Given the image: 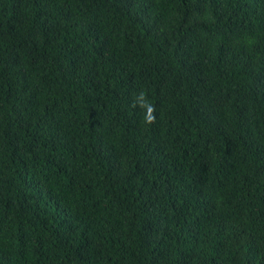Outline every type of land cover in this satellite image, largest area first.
I'll return each mask as SVG.
<instances>
[{
    "label": "trees",
    "instance_id": "16d2710c",
    "mask_svg": "<svg viewBox=\"0 0 264 264\" xmlns=\"http://www.w3.org/2000/svg\"><path fill=\"white\" fill-rule=\"evenodd\" d=\"M0 264H264V0H0Z\"/></svg>",
    "mask_w": 264,
    "mask_h": 264
},
{
    "label": "clouds",
    "instance_id": "9594fccd",
    "mask_svg": "<svg viewBox=\"0 0 264 264\" xmlns=\"http://www.w3.org/2000/svg\"><path fill=\"white\" fill-rule=\"evenodd\" d=\"M139 98H140L141 101H143V100H144V94L141 93ZM153 111H154V109H153L151 106H148V112H149V115H148V117L146 118V120H147L148 123H152V122H154V120H155V117L151 115V113H152Z\"/></svg>",
    "mask_w": 264,
    "mask_h": 264
}]
</instances>
